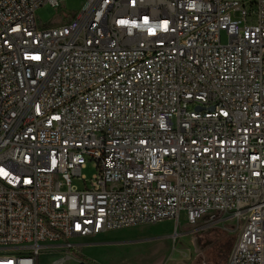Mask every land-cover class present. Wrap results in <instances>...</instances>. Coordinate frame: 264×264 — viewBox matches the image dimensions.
<instances>
[{
  "label": "built area",
  "instance_id": "built-area-1",
  "mask_svg": "<svg viewBox=\"0 0 264 264\" xmlns=\"http://www.w3.org/2000/svg\"><path fill=\"white\" fill-rule=\"evenodd\" d=\"M46 3L0 0V264L181 213L264 264V0H86L41 28Z\"/></svg>",
  "mask_w": 264,
  "mask_h": 264
},
{
  "label": "rangeland",
  "instance_id": "rangeland-1",
  "mask_svg": "<svg viewBox=\"0 0 264 264\" xmlns=\"http://www.w3.org/2000/svg\"><path fill=\"white\" fill-rule=\"evenodd\" d=\"M86 0H59V7L43 4L36 10V22L41 28L63 23L81 9ZM246 8L250 11V0ZM255 22L256 14L248 16ZM221 41L226 42L224 33ZM94 172L87 160L81 173L86 182L72 178L79 189L89 185ZM202 217L189 225L181 213L179 221L172 219L124 228L109 229L76 238L73 246L40 253L39 264H50L69 252L94 264H225L227 254L237 235L238 225L231 219L206 223Z\"/></svg>",
  "mask_w": 264,
  "mask_h": 264
},
{
  "label": "crops",
  "instance_id": "crops-1",
  "mask_svg": "<svg viewBox=\"0 0 264 264\" xmlns=\"http://www.w3.org/2000/svg\"><path fill=\"white\" fill-rule=\"evenodd\" d=\"M94 264V263H93Z\"/></svg>",
  "mask_w": 264,
  "mask_h": 264
}]
</instances>
